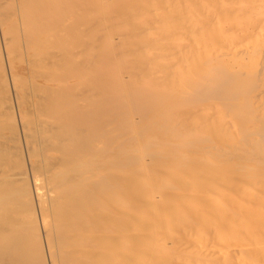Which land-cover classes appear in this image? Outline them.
Listing matches in <instances>:
<instances>
[{
	"label": "bare ground",
	"instance_id": "1",
	"mask_svg": "<svg viewBox=\"0 0 264 264\" xmlns=\"http://www.w3.org/2000/svg\"><path fill=\"white\" fill-rule=\"evenodd\" d=\"M0 264H264V0H0Z\"/></svg>",
	"mask_w": 264,
	"mask_h": 264
}]
</instances>
